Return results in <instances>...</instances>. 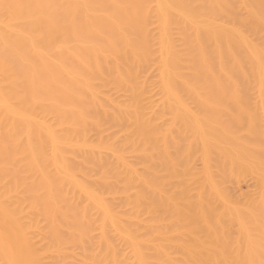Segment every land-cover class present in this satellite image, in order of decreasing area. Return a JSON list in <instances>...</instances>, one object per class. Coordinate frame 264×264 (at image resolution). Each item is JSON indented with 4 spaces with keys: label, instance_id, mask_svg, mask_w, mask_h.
Masks as SVG:
<instances>
[{
    "label": "bare ground",
    "instance_id": "obj_1",
    "mask_svg": "<svg viewBox=\"0 0 264 264\" xmlns=\"http://www.w3.org/2000/svg\"><path fill=\"white\" fill-rule=\"evenodd\" d=\"M0 264H264V0H0Z\"/></svg>",
    "mask_w": 264,
    "mask_h": 264
}]
</instances>
